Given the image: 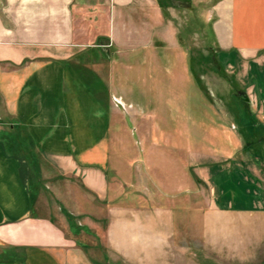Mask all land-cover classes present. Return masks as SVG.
<instances>
[{"label": "crops", "instance_id": "1", "mask_svg": "<svg viewBox=\"0 0 264 264\" xmlns=\"http://www.w3.org/2000/svg\"><path fill=\"white\" fill-rule=\"evenodd\" d=\"M198 2L0 0V264H264V116L254 118L262 129L249 134L259 135L250 145L213 153L205 178L191 165L189 190L180 172L167 184L165 159L156 176L144 164L143 184L151 182L163 201L157 209L134 182L133 159L119 160L132 152L120 147L113 100L129 90L115 85L114 59L149 45L130 33V14ZM97 6H107L105 34L89 22L88 9ZM207 6L214 45L235 63H255L247 74L260 75L264 95V0ZM248 99L264 114V96ZM39 156L46 165L38 169ZM187 193L190 203L176 204ZM51 204L66 226L40 210ZM100 231L102 243H94Z\"/></svg>", "mask_w": 264, "mask_h": 264}, {"label": "rangeland", "instance_id": "2", "mask_svg": "<svg viewBox=\"0 0 264 264\" xmlns=\"http://www.w3.org/2000/svg\"><path fill=\"white\" fill-rule=\"evenodd\" d=\"M198 1L199 6H165L166 16L151 7H136L130 14L134 25L130 33L141 40L140 45L149 40V47H142L134 56H127L125 49L119 50L114 59L115 85L129 90L122 100H113L122 126L120 147L132 152L130 156L120 155L119 160L126 163L128 157L133 159L134 182L140 183L142 196L150 197V209L162 206L163 201L151 182V187L143 184L147 181L144 164L148 163L151 175L156 176L163 164L159 159H165L167 184L172 183L171 173L180 172L187 178L183 181L184 189L189 190L191 165L198 167L195 168L197 176L205 178V167L211 163L213 153L226 147L235 153L259 137H250V133L262 129L260 124L253 123L254 118L264 116L259 112L261 107L237 98L242 92L252 100L256 95L264 96L256 86L260 75L247 74L248 67H254L255 63H235L219 52L209 30L215 19L213 6H207L212 0ZM106 7H90L87 12L89 22L104 34L108 31ZM87 26L81 28L82 33L88 32ZM104 66L107 64L96 69ZM144 147L148 148V154L143 153ZM255 147L262 150L261 145ZM164 150L167 153L163 155ZM236 157L249 158L232 155ZM39 158L37 161L35 157L38 169L46 165ZM44 172L48 177L54 175L51 168ZM168 187L170 192L173 185ZM199 189V204L205 205L206 190ZM187 195L176 204L183 202L187 206L191 201ZM165 201L173 207L172 198ZM40 210L54 216L60 225H67L57 205ZM101 228L104 229L103 224ZM98 235V240H93L97 244L102 243L101 231ZM97 258L103 262L101 257Z\"/></svg>", "mask_w": 264, "mask_h": 264}, {"label": "water", "instance_id": "3", "mask_svg": "<svg viewBox=\"0 0 264 264\" xmlns=\"http://www.w3.org/2000/svg\"><path fill=\"white\" fill-rule=\"evenodd\" d=\"M237 98H238L239 100L243 101V102H249V99H248L246 93H244V92L240 93V94L237 96Z\"/></svg>", "mask_w": 264, "mask_h": 264}, {"label": "trees", "instance_id": "4", "mask_svg": "<svg viewBox=\"0 0 264 264\" xmlns=\"http://www.w3.org/2000/svg\"><path fill=\"white\" fill-rule=\"evenodd\" d=\"M162 10V13L164 14V16H166V7L165 6H159Z\"/></svg>", "mask_w": 264, "mask_h": 264}]
</instances>
